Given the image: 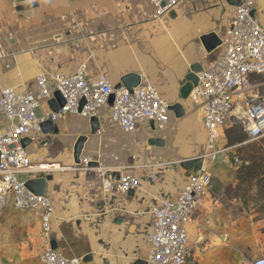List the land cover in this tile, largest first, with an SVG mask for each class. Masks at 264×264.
<instances>
[{"label": "crops", "instance_id": "0c3cea01", "mask_svg": "<svg viewBox=\"0 0 264 264\" xmlns=\"http://www.w3.org/2000/svg\"><path fill=\"white\" fill-rule=\"evenodd\" d=\"M238 3L183 0L158 22L150 21V0H0V91L10 87L37 94L41 72L52 80L56 73L70 75L86 63L90 80L103 72L116 86L125 74L138 73L142 82L154 84L170 104L180 102L185 110L181 118L171 112L164 130L141 120L135 132L125 133L110 119L109 106H103L97 111L101 129L96 133L91 117L69 114L54 122L52 131L31 138L34 162L41 158L62 167L20 175L27 180L52 176L47 184L54 207L52 247L68 257L90 256L83 264L145 261L155 208L163 198H178L190 173L179 160L206 148L200 111L181 99L185 76L191 65L202 63L205 69L219 56ZM256 13L264 27V0L257 2ZM209 34L221 45L212 49L214 38L203 39ZM50 100L41 98L39 116L51 111ZM8 127L0 114V133ZM82 136V159L92 163L89 168L74 163V147ZM154 138H162L164 146L151 145ZM236 164L206 162L211 184L188 227L187 264H251L264 257V217L236 194ZM99 167L113 179L132 173L140 186L132 194L106 193ZM13 211L7 208L0 222V264H25V258L34 252L39 257L44 249L40 214ZM12 230L20 236L13 237Z\"/></svg>", "mask_w": 264, "mask_h": 264}, {"label": "built area", "instance_id": "2783aa9c", "mask_svg": "<svg viewBox=\"0 0 264 264\" xmlns=\"http://www.w3.org/2000/svg\"><path fill=\"white\" fill-rule=\"evenodd\" d=\"M153 13L150 21H162L183 0H150ZM259 0H239L230 25L222 40L219 56L199 75L200 83L192 90L189 100L201 113L206 133L205 165L197 173H189L181 194L176 199L163 198L154 210V224L149 236L146 264H187L190 254L188 227L205 204L211 184L206 162H212L221 146L225 127L242 125L251 141L264 139V94L260 87L264 80V27L256 13ZM65 99L58 111L38 115L41 98L54 97L52 84ZM37 94L20 93L5 87L0 91V114L9 127L0 133V222L5 210L39 211L40 241L44 249L39 254L40 264H83L82 257H68L52 247V217L54 207L47 196L30 191L27 179L21 174L49 173L61 170L56 163L34 162L26 138L41 137L43 123H53L69 114L92 117L99 108L109 106L110 119L125 133H133L141 120L153 121L155 129L164 130L171 118L170 103L150 82H141L132 91L115 90L107 74L100 72L90 80L88 66L82 64L70 75L56 73L52 80L45 72L36 79ZM116 97L109 105L111 94ZM86 104L81 107V101ZM238 163L237 158H233ZM60 165V164H58ZM48 166V167H47ZM80 168L91 167L84 159ZM106 168L99 167L104 192L128 194L140 186L138 176L125 172L118 180L106 178ZM251 264H264L259 257Z\"/></svg>", "mask_w": 264, "mask_h": 264}, {"label": "water", "instance_id": "95a60500", "mask_svg": "<svg viewBox=\"0 0 264 264\" xmlns=\"http://www.w3.org/2000/svg\"><path fill=\"white\" fill-rule=\"evenodd\" d=\"M14 2H25V1H40V0H12ZM36 5V4H35ZM206 38H214V42L212 43L211 48L215 49L218 45H221L220 41H217L215 35H206L203 39ZM209 47V49L211 50ZM203 64L202 63H196L190 66L189 72L185 76V84L182 86L180 90V95L181 99L183 101H188L190 94L194 87L199 85L200 80H199V75L203 72ZM142 82V77L138 73H128L122 76L118 84L115 86V90H120V89H127L129 91H132L134 87H137L140 85ZM116 94L113 93L110 96L109 100V105L113 106L114 100H115ZM49 104L51 106L52 111H58L59 108L63 107L65 105V99L62 96V94L59 91H56L54 93V97L49 101ZM86 104L85 100L81 101V107ZM170 111L174 112L176 117L181 118L185 115V110L183 108V105L180 102H176L174 104L170 105ZM90 123H91V129L93 133H96L101 129V125L99 122V118L95 115L90 118ZM54 123L50 120L46 121L43 123V132L48 133L53 130ZM155 130V127H153ZM56 131V130H55ZM32 140L30 138H26L23 140V145L28 147L31 144ZM86 142V137L82 136L80 137L74 147V163L76 165H80L82 162V151L84 148ZM151 145H157V146H164L165 142L162 138H154L150 141ZM217 153L214 156L213 163H230L234 162L233 158H230L229 154L226 152L224 148L221 146L216 147ZM205 153L197 155L193 158H188V159H182L179 160L180 165L183 169L190 173H197L200 170L203 169L205 165ZM90 165L92 166V163L90 162ZM106 178H110L112 180H118V179H113L110 176V171H107L105 174ZM52 180L51 175H47L44 177H37V178H30L26 182L27 188L32 191L33 193L41 196H47L48 194V181ZM134 191H131L129 194H132ZM55 248V247H53ZM91 257L87 256L83 258V261H88ZM142 264H146V261H141Z\"/></svg>", "mask_w": 264, "mask_h": 264}, {"label": "trees", "instance_id": "16d2710c", "mask_svg": "<svg viewBox=\"0 0 264 264\" xmlns=\"http://www.w3.org/2000/svg\"><path fill=\"white\" fill-rule=\"evenodd\" d=\"M235 191L244 204L254 203L258 213L264 216V148L255 149L236 164ZM256 194H252V189ZM252 198V199H251Z\"/></svg>", "mask_w": 264, "mask_h": 264}, {"label": "rangeland", "instance_id": "374dc122", "mask_svg": "<svg viewBox=\"0 0 264 264\" xmlns=\"http://www.w3.org/2000/svg\"><path fill=\"white\" fill-rule=\"evenodd\" d=\"M257 77H260V76H257ZM255 79L256 80H259V79L262 80L263 78H259V79L255 78ZM260 91H261V93L264 94V84L260 87ZM221 144L228 147L229 148V154L231 155V157L237 158L239 160L238 163H240V159L246 158L247 155L250 153H253V151L255 149H263L264 148V139H258L255 141H251L249 139L247 133L244 131L242 125L229 123L224 129V134H223L222 139H221ZM252 194H256V190L254 188L252 189L251 195ZM252 202L249 204H252ZM256 211H257V209H256ZM21 212H25V211H13L14 214L15 213H21ZM31 212L39 213V211H36V210L31 211ZM257 213H258V211H257ZM258 215H259V217H264V216H261L259 213H258ZM10 233L15 238L17 236H20V234H21V232L14 231V230H12ZM31 249H33L32 245H31ZM33 250H36V248H34ZM23 263H25V264H40L39 259H38V254H36L34 252V254L25 258Z\"/></svg>", "mask_w": 264, "mask_h": 264}, {"label": "bare ground", "instance_id": "6f19581e", "mask_svg": "<svg viewBox=\"0 0 264 264\" xmlns=\"http://www.w3.org/2000/svg\"><path fill=\"white\" fill-rule=\"evenodd\" d=\"M59 163H56V167L55 168H59V167H61V165H58ZM48 167V166H47ZM62 168V167H61Z\"/></svg>", "mask_w": 264, "mask_h": 264}]
</instances>
